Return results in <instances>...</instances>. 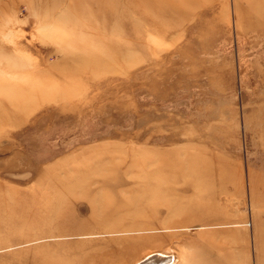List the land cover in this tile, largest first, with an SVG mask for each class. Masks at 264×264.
<instances>
[{"label":"rangeland","instance_id":"374dc122","mask_svg":"<svg viewBox=\"0 0 264 264\" xmlns=\"http://www.w3.org/2000/svg\"><path fill=\"white\" fill-rule=\"evenodd\" d=\"M99 1L0 0V264H264V0Z\"/></svg>","mask_w":264,"mask_h":264},{"label":"bare ground","instance_id":"6f19581e","mask_svg":"<svg viewBox=\"0 0 264 264\" xmlns=\"http://www.w3.org/2000/svg\"><path fill=\"white\" fill-rule=\"evenodd\" d=\"M104 1H108V0H100L99 2H104ZM111 3H114V4H116V0H109ZM127 1V4L128 5H140L141 3L142 4H147V3H155L153 0H126ZM156 1V0H155ZM160 4H163V5H165V3H167L169 0H157ZM178 1V3H179V0H177ZM176 1V2H177ZM98 2V3H99ZM177 3V4H178ZM173 7V6H172ZM177 7H180L179 6V4H178V6ZM174 9V8H173ZM175 10H176V8H175ZM144 13V12H143ZM115 24H116V22H115ZM123 26H126L125 25V23L123 24ZM138 160H139V163H141V161H145V162H156L157 160L159 161L160 159H158V158H152V157H145V155H143L142 153H140V154H138ZM157 161V162H158ZM157 164V163H156ZM140 165V164H139ZM165 168H169V167H165ZM183 170H188V168L187 167H185V169H183ZM162 171H161V169H158L157 167L155 168V169H153V170H150V171H146V173H144V171H143V173H140V175L141 176H143V177H146V179H149V180H151V179H153V178H155V179H157L158 178V176H162V174L163 173H161ZM143 174V175H142ZM206 212V211H208L207 210V207L206 208H204V207H196L195 208V212H193V213H190V215H189V217H187L185 220H183V222H181L182 224H184V226H189V225H196V224H202L205 220H204V215L206 214V213H204V212ZM204 220V221H203ZM181 224V225H182ZM148 259V258H147ZM152 260H153V262H152ZM171 261H173L174 262V264H180V259H178V258H175V257H169V254H163V256L162 255H158V256H156V258H151V260H150V262L151 263H147V264H167L168 262H171ZM147 262H148V260H147ZM100 264H105L104 262H101ZM168 264H170V263H168ZM206 264H222V262H220V260H216L214 263L213 262H211V263H206Z\"/></svg>","mask_w":264,"mask_h":264}]
</instances>
